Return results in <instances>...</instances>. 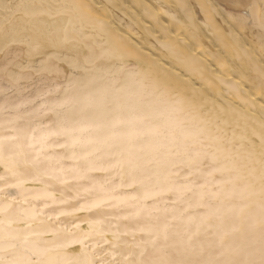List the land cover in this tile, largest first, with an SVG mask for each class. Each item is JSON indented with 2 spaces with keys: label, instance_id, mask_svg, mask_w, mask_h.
I'll return each mask as SVG.
<instances>
[{
  "label": "clouds",
  "instance_id": "clouds-1",
  "mask_svg": "<svg viewBox=\"0 0 264 264\" xmlns=\"http://www.w3.org/2000/svg\"><path fill=\"white\" fill-rule=\"evenodd\" d=\"M0 264H264V0H0Z\"/></svg>",
  "mask_w": 264,
  "mask_h": 264
}]
</instances>
